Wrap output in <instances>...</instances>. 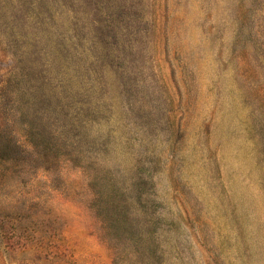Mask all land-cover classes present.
Here are the masks:
<instances>
[{"label": "rangeland", "instance_id": "obj_1", "mask_svg": "<svg viewBox=\"0 0 264 264\" xmlns=\"http://www.w3.org/2000/svg\"><path fill=\"white\" fill-rule=\"evenodd\" d=\"M0 264H264V0H0Z\"/></svg>", "mask_w": 264, "mask_h": 264}]
</instances>
